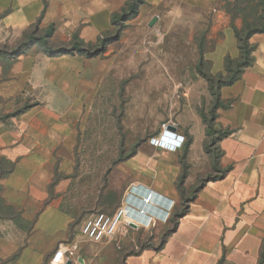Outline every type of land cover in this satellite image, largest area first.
Returning <instances> with one entry per match:
<instances>
[{
  "label": "crops",
  "instance_id": "1",
  "mask_svg": "<svg viewBox=\"0 0 264 264\" xmlns=\"http://www.w3.org/2000/svg\"><path fill=\"white\" fill-rule=\"evenodd\" d=\"M128 1L0 0V29L18 33L54 25V40L78 33L86 42H95L112 30L113 14ZM217 2L153 0L176 18L190 8L205 20L203 14L210 16L207 12ZM229 28L236 46L230 50ZM250 43L253 63L235 83L221 88V97L233 100L229 108L218 110L217 119L222 127L233 129L219 142L221 164L230 169L197 191L162 246L127 254L123 264H219L221 260L259 264L264 243V32L253 34ZM228 55L240 56L231 24L223 27L221 38L204 51L203 59L217 74L225 72ZM222 59V67L214 66ZM42 61L45 67L39 69ZM107 64L101 58L49 56L40 50L35 56L18 57L10 77L0 81V97L18 91L35 97L10 126L0 124V264H57L53 255L59 248L71 264H84L79 251L89 240L80 234L82 220L98 211L113 212L123 199L150 198L145 219L165 223L181 196L183 161L188 170L212 169L205 151L206 126L199 114L203 100L211 102L207 84L203 95H187L175 117L177 129L171 135L184 138L183 149L146 144L114 162L102 188L98 177L94 182V177L78 174L74 158L78 120L96 88L93 77ZM56 84L61 92L53 90ZM188 105L202 122L198 134L194 120L185 116ZM189 135L193 140L187 146ZM198 141L202 150L195 149ZM190 180L187 173L184 188Z\"/></svg>",
  "mask_w": 264,
  "mask_h": 264
},
{
  "label": "rangeland",
  "instance_id": "2",
  "mask_svg": "<svg viewBox=\"0 0 264 264\" xmlns=\"http://www.w3.org/2000/svg\"><path fill=\"white\" fill-rule=\"evenodd\" d=\"M141 5L136 14L120 26H113L109 44L100 47L95 57H88L101 58L108 64L93 77L96 88L78 120L74 158L77 173L88 179L94 177V182L98 177L101 188L104 175L114 162L154 143V138L164 133L165 124H176L175 117L184 107L187 95H203L207 82L200 71L210 72V63L202 59L203 54L221 38L223 27L234 21L241 25L243 14H256L254 7L240 14L242 3L239 0H219L211 12L208 10L210 16L203 14L206 20L190 8L183 9L177 14L180 18H176L153 0H144ZM154 15L158 16L157 21L150 26ZM46 29L33 26L27 32L18 33L0 29V81L10 77L18 57L35 56L44 49L42 40H33L30 36L43 35ZM34 30L37 32L33 34ZM228 32V40H225L230 50L236 46L232 29ZM68 39L70 37L52 38L56 42ZM71 56L87 58L80 54ZM216 65L222 67L223 59L215 62ZM38 67L43 69L45 63L42 61ZM52 88L56 92L62 90L57 84ZM206 95H210L208 90ZM33 102L35 97L23 91L0 97V124L10 126ZM188 106L185 116L194 120V130L198 134L202 122ZM210 106V100L204 99L201 108L209 112ZM184 145L185 140L182 149ZM201 145L198 141L195 149L202 150ZM210 171L201 173L190 168L191 180L185 186V195L191 196L200 179ZM181 205L182 196L165 223L154 222L150 228L124 229L115 237L98 243L87 240L86 247L79 251L85 257L84 264H123L127 254L144 247H159L165 233L172 228L171 217ZM224 264L235 263L226 261Z\"/></svg>",
  "mask_w": 264,
  "mask_h": 264
},
{
  "label": "trees",
  "instance_id": "3",
  "mask_svg": "<svg viewBox=\"0 0 264 264\" xmlns=\"http://www.w3.org/2000/svg\"><path fill=\"white\" fill-rule=\"evenodd\" d=\"M239 2L242 3L241 10L239 11L240 14L244 13L246 9L251 10L252 7L255 8L256 12V14L253 16H251V14L249 13L243 14V16L241 17V25H238L235 21L231 23V26L234 28L235 35L238 40L240 56L238 58H232L229 55L226 57L225 72L213 74L211 71L209 73H205L202 70L200 71L202 77L208 84V90L211 97V106L209 112H207V110H205L204 108H199V114L206 126L205 151L211 158L212 169L207 173L205 177H202L200 179V182L194 189L192 195L186 196L183 183L187 176L189 166L185 161H183L184 170L178 181V186L182 196V205L181 208L177 210L171 217L170 221L172 223V228H169L168 232L165 233V237L159 247L163 245V242L175 229L178 224L179 218L182 217L183 214L187 211L189 202L194 198L197 191L208 181L220 178L230 169V166L224 167L221 164L222 150L219 142L223 138L231 135L233 129L222 127L218 124L217 119L219 117L218 110L220 108H229L233 100H224L221 97V88L223 86L235 83L241 77L245 69L253 63L252 53L254 50V45L250 43V38L255 33L264 32V0H239ZM142 3H144V0H129L126 6L121 11L115 12L113 14V26H120L125 20H128L130 16L136 14L138 12V8ZM53 30L54 25H50L45 30V33L43 35L30 36L33 40L43 41V50L48 52L49 56H57L61 54H80L87 57H95V55L98 54L97 52L101 50L100 47H105L111 42V30L102 33L95 42H86L79 36L78 33H74L73 35H71L70 39L66 41L63 40L56 42L52 40ZM36 32L37 30H34L33 34ZM192 140V136L189 135L186 145L188 146L192 142ZM219 264H224V261L221 260ZM259 264H264V243L259 259Z\"/></svg>",
  "mask_w": 264,
  "mask_h": 264
},
{
  "label": "built area",
  "instance_id": "4",
  "mask_svg": "<svg viewBox=\"0 0 264 264\" xmlns=\"http://www.w3.org/2000/svg\"><path fill=\"white\" fill-rule=\"evenodd\" d=\"M170 124L164 125V133L160 138H154L153 143L156 146L170 148L177 150L184 144V138L180 136L171 135L175 133L170 130ZM152 200L143 199L142 201L136 199H123L120 205L113 211H98L85 220H83L80 227V234L91 242H102L105 239L115 237L120 231L124 229L133 228L132 223L138 226L137 229L150 228L155 219L147 221L146 207ZM147 222V223H146ZM68 257L62 249H57L53 255V261L57 264H66Z\"/></svg>",
  "mask_w": 264,
  "mask_h": 264
},
{
  "label": "water",
  "instance_id": "5",
  "mask_svg": "<svg viewBox=\"0 0 264 264\" xmlns=\"http://www.w3.org/2000/svg\"><path fill=\"white\" fill-rule=\"evenodd\" d=\"M157 18H158L157 15L152 18V20L150 21V26H153L155 24V22L157 21ZM168 128L170 130H173V131H175L177 129V127L175 125H173V124H170ZM131 226L133 228H136V229L138 228V226L136 224H134V223H132ZM71 262L72 261L70 259H68L66 264H71Z\"/></svg>",
  "mask_w": 264,
  "mask_h": 264
}]
</instances>
